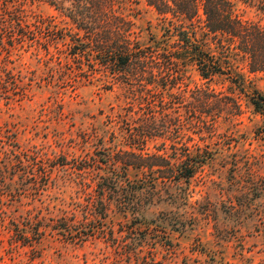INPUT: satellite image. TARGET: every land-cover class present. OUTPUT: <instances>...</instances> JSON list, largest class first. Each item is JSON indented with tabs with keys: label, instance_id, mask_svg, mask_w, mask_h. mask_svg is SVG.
Masks as SVG:
<instances>
[{
	"label": "rangeland",
	"instance_id": "obj_1",
	"mask_svg": "<svg viewBox=\"0 0 264 264\" xmlns=\"http://www.w3.org/2000/svg\"><path fill=\"white\" fill-rule=\"evenodd\" d=\"M22 1L0 6V168L8 182L31 184V194L18 201L0 195V264H264V135H254L262 121L244 102L241 116L224 114L214 131L210 120L203 124L180 109L181 142L211 157L181 191L144 194L127 217L112 201L100 238L70 242L45 229L40 241L17 243L15 226H50L85 214L96 225L90 209L103 174L99 168L118 150H129L121 123L111 121L127 107L118 87L110 92L99 83L76 82L72 66H54L52 57L62 54L53 44L50 54L38 45L7 44L11 18L52 23L51 16L57 17L46 5ZM118 1L143 42L160 35L145 0ZM241 7L245 19L264 24L263 15ZM188 76L184 92L206 85L193 68ZM254 78L264 93V75ZM165 139L148 141V152L170 144ZM41 181L50 182L45 192Z\"/></svg>",
	"mask_w": 264,
	"mask_h": 264
},
{
	"label": "trees",
	"instance_id": "obj_2",
	"mask_svg": "<svg viewBox=\"0 0 264 264\" xmlns=\"http://www.w3.org/2000/svg\"><path fill=\"white\" fill-rule=\"evenodd\" d=\"M9 1L21 0H0V6ZM22 2L46 5L57 17L51 16L53 24L41 18L28 23L19 16L11 18L7 44L38 45L48 54L53 46L62 54L52 57L54 66H72L76 82L99 83L110 92L118 87L127 107L111 121L121 123L123 143L129 150H118L99 168L103 174L96 182L99 190L90 209L96 225L91 226L85 214L84 219L60 218L50 226H15L17 243L30 246L40 241L45 229L70 242L100 238L107 230L102 223L107 221L112 201L127 217L142 195H171L188 186L211 157L197 145L181 142L182 107L185 116L193 113L203 124L210 120L214 131L224 114L241 116L244 102L262 121L254 135H264V93L254 78L264 75V24L245 19L246 11L241 7L264 16V0H145L155 12L160 31L147 42L141 40L136 23L118 0ZM189 68L206 85L189 89L187 94L181 88L189 79ZM213 84L225 90L213 88ZM176 130L178 136L173 137ZM155 137H166L170 144L164 141L157 152H148L146 143ZM3 171L0 168V195L18 201L31 194V184L8 182ZM44 175L51 178L49 173ZM49 183L41 181L42 191Z\"/></svg>",
	"mask_w": 264,
	"mask_h": 264
}]
</instances>
